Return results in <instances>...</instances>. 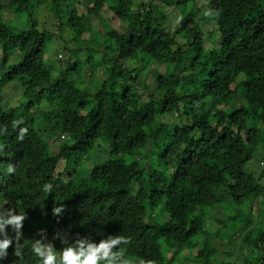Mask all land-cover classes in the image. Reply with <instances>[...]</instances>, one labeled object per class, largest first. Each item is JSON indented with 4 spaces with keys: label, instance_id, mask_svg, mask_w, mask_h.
Here are the masks:
<instances>
[{
    "label": "trees",
    "instance_id": "obj_1",
    "mask_svg": "<svg viewBox=\"0 0 264 264\" xmlns=\"http://www.w3.org/2000/svg\"><path fill=\"white\" fill-rule=\"evenodd\" d=\"M0 127V209L28 217L3 264H40L37 228L264 264V0H0Z\"/></svg>",
    "mask_w": 264,
    "mask_h": 264
},
{
    "label": "clouds",
    "instance_id": "obj_2",
    "mask_svg": "<svg viewBox=\"0 0 264 264\" xmlns=\"http://www.w3.org/2000/svg\"><path fill=\"white\" fill-rule=\"evenodd\" d=\"M205 17H214L216 12L212 9H206L203 12ZM22 123L17 121L16 124ZM7 129L0 127V135L6 133ZM27 133L26 128L20 129L18 139L23 140ZM3 145H0L2 149ZM9 171H12L9 168ZM44 190L50 191L51 185H44ZM63 211L62 207H54L52 213L54 216H59ZM27 213L18 214L15 209L7 208L0 209V264L8 258V249L14 247L12 255L16 257L22 256V247L19 245L23 232V223L27 219ZM9 226H11L9 228ZM10 231L15 235L11 236ZM60 231L53 235V239H58L61 242V250L57 253L54 250V245L47 240V229L37 228L34 234L33 242L31 243V254L38 259L40 264H127L121 260L117 253L112 249L121 244L126 243L125 237L108 235L102 237L98 241L87 236L77 234L71 240L67 236H61ZM39 236L40 239H35ZM13 241L16 243L13 245Z\"/></svg>",
    "mask_w": 264,
    "mask_h": 264
},
{
    "label": "rangeland",
    "instance_id": "obj_3",
    "mask_svg": "<svg viewBox=\"0 0 264 264\" xmlns=\"http://www.w3.org/2000/svg\"><path fill=\"white\" fill-rule=\"evenodd\" d=\"M163 5H164V8H168L167 5H166L165 3H164ZM171 10L173 11V9H171ZM104 13H105L106 16H108V14H109V13L106 12V11H105ZM163 69H164V68H163ZM239 105H240V104H239V101L236 100V101L233 102V106H239ZM238 189H239L238 193H239L240 195H242V194H244V193L246 192V190H248V186L246 185L245 182H242V183H240V185L238 186ZM237 250H238V249H236L235 252H237Z\"/></svg>",
    "mask_w": 264,
    "mask_h": 264
}]
</instances>
